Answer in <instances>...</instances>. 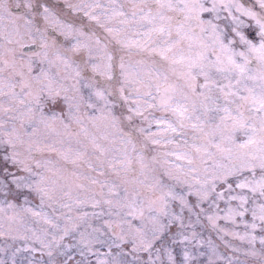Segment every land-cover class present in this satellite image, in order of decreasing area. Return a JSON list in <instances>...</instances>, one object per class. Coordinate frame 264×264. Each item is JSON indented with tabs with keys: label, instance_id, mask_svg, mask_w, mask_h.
Segmentation results:
<instances>
[{
	"label": "snow or ice",
	"instance_id": "obj_1",
	"mask_svg": "<svg viewBox=\"0 0 264 264\" xmlns=\"http://www.w3.org/2000/svg\"><path fill=\"white\" fill-rule=\"evenodd\" d=\"M0 241L264 264V0H0Z\"/></svg>",
	"mask_w": 264,
	"mask_h": 264
},
{
	"label": "rangeland",
	"instance_id": "obj_2",
	"mask_svg": "<svg viewBox=\"0 0 264 264\" xmlns=\"http://www.w3.org/2000/svg\"><path fill=\"white\" fill-rule=\"evenodd\" d=\"M14 2H15V0H13V3ZM221 223H223V221H221ZM204 236H205V238H208L209 236H211V239L214 241V243L220 244V241L218 239H216V234L214 232L213 233H210L209 231H205L204 232ZM232 242L234 244L239 245V241H232ZM2 243H3V241H0V245H2ZM219 251L220 252H223L224 251V248H223V245L222 244H220ZM238 255H239L241 261H245L246 259L249 260V261L251 260V258H246L242 254H238ZM37 257H39V254H37Z\"/></svg>",
	"mask_w": 264,
	"mask_h": 264
}]
</instances>
